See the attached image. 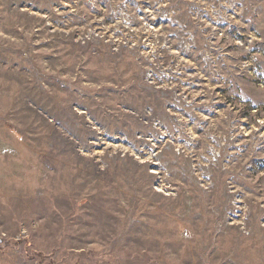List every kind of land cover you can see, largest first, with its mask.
Here are the masks:
<instances>
[{
    "label": "rangeland",
    "instance_id": "1",
    "mask_svg": "<svg viewBox=\"0 0 264 264\" xmlns=\"http://www.w3.org/2000/svg\"><path fill=\"white\" fill-rule=\"evenodd\" d=\"M0 264H264V0H0Z\"/></svg>",
    "mask_w": 264,
    "mask_h": 264
}]
</instances>
